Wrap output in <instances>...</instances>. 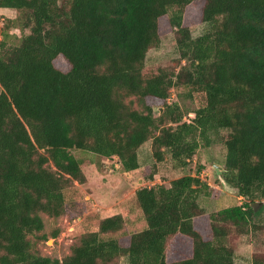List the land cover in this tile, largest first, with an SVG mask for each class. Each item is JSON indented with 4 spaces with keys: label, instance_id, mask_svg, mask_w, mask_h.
Masks as SVG:
<instances>
[{
    "label": "trees",
    "instance_id": "16d2710c",
    "mask_svg": "<svg viewBox=\"0 0 264 264\" xmlns=\"http://www.w3.org/2000/svg\"><path fill=\"white\" fill-rule=\"evenodd\" d=\"M0 10L16 13L0 23V264H234L229 237L261 229L264 210V0H0ZM199 24L210 29L193 38ZM171 33L174 70L146 66ZM147 142L154 163L140 171ZM218 145L239 205L206 213L198 200L212 190L187 174L134 192L142 231L119 234L120 214L86 219L67 256L41 254L42 215L78 213L67 192L86 176L72 150L147 182L166 155L185 169Z\"/></svg>",
    "mask_w": 264,
    "mask_h": 264
},
{
    "label": "rangeland",
    "instance_id": "374dc122",
    "mask_svg": "<svg viewBox=\"0 0 264 264\" xmlns=\"http://www.w3.org/2000/svg\"><path fill=\"white\" fill-rule=\"evenodd\" d=\"M15 15L16 13L11 10H0V23ZM209 29V24H199L192 28L191 35L195 38L203 35ZM12 33L19 35L17 30ZM177 58L174 35L171 33L161 38L158 47L147 52L145 64L148 67L159 66L173 71V62ZM176 100L175 94L172 93L169 101ZM184 105L187 110L192 108V105L187 102ZM192 117L191 114L187 115L184 120L188 122ZM71 153L81 161L86 183L83 185L75 183L74 188L67 192L69 200L76 205L74 211L78 212L77 215L59 219H51L42 215L44 231L41 234L44 235V239L39 242L38 247L42 255L50 258L61 260L70 253V246L83 232L82 222L86 219L96 227L99 219L120 214L124 224L119 234L129 235L142 231L146 224L134 196V192L141 187H152L159 184L168 186L172 180L181 176L198 174L201 182L206 183L212 190L208 197L201 196L198 200L199 205L206 213H214L239 205L241 202L234 189L223 188L218 179L219 174L213 168V166L221 168L219 172L222 177L225 150L219 145L199 149L191 164L185 169H175L169 156L166 155L164 161L156 165V175L147 182H144V176L140 172L130 175L123 174L120 169H116L118 166L114 165L115 160L107 162L94 154L78 150H72ZM138 162L140 171L153 165L150 142L143 144L138 150ZM254 220V222L262 223L261 229L249 232L244 236L231 235L228 239L229 245L234 248V264H251L253 253H264V210ZM56 231H58V235L54 238L53 234ZM119 264H128L127 259L121 257Z\"/></svg>",
    "mask_w": 264,
    "mask_h": 264
},
{
    "label": "water",
    "instance_id": "95a60500",
    "mask_svg": "<svg viewBox=\"0 0 264 264\" xmlns=\"http://www.w3.org/2000/svg\"><path fill=\"white\" fill-rule=\"evenodd\" d=\"M159 111H160V112L162 111L161 108H160ZM213 168H214V169L217 171V173L219 174L218 179H219V181L221 182L223 188H224V189H227L228 187H230V186H228V184L225 182V180L223 179V177L220 176V172H219V171H220L221 168H219L218 166H213Z\"/></svg>",
    "mask_w": 264,
    "mask_h": 264
}]
</instances>
